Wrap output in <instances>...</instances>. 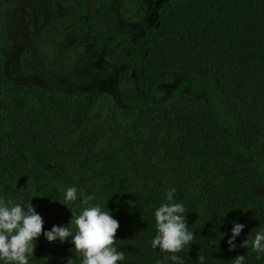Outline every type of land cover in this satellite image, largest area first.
I'll list each match as a JSON object with an SVG mask.
<instances>
[{
	"label": "trees",
	"instance_id": "obj_1",
	"mask_svg": "<svg viewBox=\"0 0 264 264\" xmlns=\"http://www.w3.org/2000/svg\"><path fill=\"white\" fill-rule=\"evenodd\" d=\"M138 4L114 3V38L126 47L124 60L133 63L144 115L123 107L115 89L114 99L73 95L0 75V199L23 205L27 195L47 231L67 222L70 207L84 206L81 191L94 194L91 204L126 222L116 233L119 251L123 239L168 255L153 249L151 241L154 211L174 188V200L185 206L195 236L178 255L197 264L200 253L204 264H234L236 256L249 251L239 245L250 237L251 193L244 187L223 189L211 160L228 151L245 172L258 177L260 182L252 184L260 185L264 219V0H174L163 4L158 16L155 6L148 20ZM54 22L63 25L60 16ZM134 22H140L136 33ZM42 30L47 37L60 32L53 22L43 23ZM42 42L38 35L33 38L36 48ZM194 78L211 79L216 100L228 109L226 118ZM175 89L181 91L180 101L169 96ZM254 123L262 125L258 142L249 135ZM70 186L78 188L75 202L44 207L55 187L66 191ZM234 223L245 226L230 251ZM57 242L41 235L34 258ZM251 258L245 255L244 264Z\"/></svg>",
	"mask_w": 264,
	"mask_h": 264
},
{
	"label": "rangeland",
	"instance_id": "obj_2",
	"mask_svg": "<svg viewBox=\"0 0 264 264\" xmlns=\"http://www.w3.org/2000/svg\"><path fill=\"white\" fill-rule=\"evenodd\" d=\"M50 1L52 9H48L47 0H0V75L3 79L14 83L29 82L35 86L53 87L62 93L73 95L107 94L113 99L115 89L123 107L132 109L138 115H144L141 93L132 77L133 63L124 60L126 47L119 39L114 38V24L118 23L114 3L120 0ZM169 1L174 0H138V5L147 11L145 18L148 20L152 17L155 6L154 11L158 16L161 6ZM57 16L62 19L61 27L54 22ZM46 22H53L60 32L53 37H47L42 30V24ZM140 22L132 24V32L140 30ZM37 35L44 39L39 48L33 44V38ZM193 84L211 94L218 113L226 118L228 109L224 102L216 100L211 79L194 78ZM169 96L179 100L181 91L175 89ZM261 132L262 125L254 123L249 132L250 139L258 142L257 137ZM211 161L213 174L222 182L223 189L244 187L251 193L246 221L250 229L249 240H252L255 233L264 227L258 198L260 185L252 184L260 180L245 172L237 157L228 151H221ZM63 194L64 188L55 187L47 203L44 201V207L60 205ZM22 198L23 205H26L29 202L28 196ZM71 217L72 214L64 225L69 223L75 231L71 225ZM119 224L118 231L121 232L126 222L119 221ZM54 247L47 246L42 249L38 259L30 258V264H67L69 258H73L74 264H80V259L71 251L74 246L70 238L63 243L58 240ZM118 247L121 251L124 250L125 255V260L118 264H156L158 259L165 256L152 252L139 243H128L123 239L119 240ZM245 255L246 258L252 257L248 264H264V253L260 254L258 260L257 253L249 247ZM182 259L184 264H197L194 261L189 262L186 257ZM167 264L172 262L168 261ZM214 264L228 263L217 261Z\"/></svg>",
	"mask_w": 264,
	"mask_h": 264
},
{
	"label": "clouds",
	"instance_id": "obj_3",
	"mask_svg": "<svg viewBox=\"0 0 264 264\" xmlns=\"http://www.w3.org/2000/svg\"><path fill=\"white\" fill-rule=\"evenodd\" d=\"M175 189L167 191V202L162 203L154 211L156 235L151 241L153 249L159 248L167 253L156 264H184L178 253L192 244L195 239L193 231L188 228L186 209L182 203L174 200ZM78 199V188L70 186L66 189L63 202L69 206ZM79 199L84 207L77 214L72 208L71 225H53L50 230L43 228V217L36 211L31 200L26 205L12 200L0 199V264H30L34 257L36 240L43 235L47 241L61 243L68 241L74 246L71 251L80 259V264H118L125 260V255L116 246V233L120 227L110 210H103L99 204H91L94 194L80 192ZM242 223H234L232 235L228 239L229 250L237 247L234 242L244 228ZM240 247H251L257 253V259L264 253V227L260 228L252 240L241 242ZM204 255L197 257L199 264H204ZM245 255L234 258V264H244ZM67 264H74L73 258Z\"/></svg>",
	"mask_w": 264,
	"mask_h": 264
}]
</instances>
